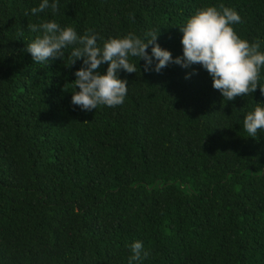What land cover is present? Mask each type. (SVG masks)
<instances>
[{"label":"trees","instance_id":"1","mask_svg":"<svg viewBox=\"0 0 264 264\" xmlns=\"http://www.w3.org/2000/svg\"><path fill=\"white\" fill-rule=\"evenodd\" d=\"M41 2L0 0V264H129L137 241L148 255L132 264H264V129L243 126L264 104V66L260 88L228 101L199 64L140 60L118 73L123 104L84 111L75 46L50 63L26 51L42 34L27 25L55 20L100 47L155 33L175 59L187 19L223 5L264 52V0H56L32 14Z\"/></svg>","mask_w":264,"mask_h":264},{"label":"clouds","instance_id":"2","mask_svg":"<svg viewBox=\"0 0 264 264\" xmlns=\"http://www.w3.org/2000/svg\"><path fill=\"white\" fill-rule=\"evenodd\" d=\"M48 8L55 13L59 5L56 0L51 4L49 0H42L38 7L31 9V13L35 15ZM240 22L241 17L231 8L221 5L218 10L216 6H205L179 29L183 55L175 59L156 43L158 35L155 33H150L151 39L147 41L129 33L123 38H111L100 47L96 34L79 36L74 28H61L55 20L27 25L31 32L42 34L27 45L26 51L34 63H50L60 59L67 46H75L70 54V66L78 60L83 63L74 73L76 79L73 83L78 91L72 94L71 103L84 111H93L98 105L115 107L123 104L128 81L119 79L118 73L122 69L135 74L140 60L144 61V72L157 73L169 64L182 68L199 64L210 75L212 87L223 98L233 101L256 91L261 67L264 66L260 41L250 44L232 27ZM149 45L152 46L151 56L147 52ZM130 57L137 58L136 62H130ZM153 58L158 61L154 68L151 67ZM105 64L106 72L101 74L100 68ZM260 91L264 94V89L260 88ZM255 104L254 111L248 113L243 121L249 137H255L259 129H264V104ZM131 252L129 264L139 261L142 254L144 257L148 255L139 241L131 245Z\"/></svg>","mask_w":264,"mask_h":264}]
</instances>
